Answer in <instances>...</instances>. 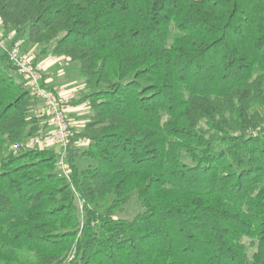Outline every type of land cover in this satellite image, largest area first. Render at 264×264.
<instances>
[{
  "label": "trees",
  "instance_id": "trees-1",
  "mask_svg": "<svg viewBox=\"0 0 264 264\" xmlns=\"http://www.w3.org/2000/svg\"><path fill=\"white\" fill-rule=\"evenodd\" d=\"M0 21L78 63L92 110L69 178L55 148L8 151L49 128L0 51V264H264V0H0Z\"/></svg>",
  "mask_w": 264,
  "mask_h": 264
},
{
  "label": "built area",
  "instance_id": "built-area-1",
  "mask_svg": "<svg viewBox=\"0 0 264 264\" xmlns=\"http://www.w3.org/2000/svg\"><path fill=\"white\" fill-rule=\"evenodd\" d=\"M24 41H14V34L6 35L0 28V51L7 55L9 62L17 68L31 95L44 104L49 131L24 139L10 147L11 151L55 148L58 167L69 178L68 148L71 137L67 108L75 92L65 87L50 88L42 76V69L34 56L24 47Z\"/></svg>",
  "mask_w": 264,
  "mask_h": 264
},
{
  "label": "crops",
  "instance_id": "crops-1",
  "mask_svg": "<svg viewBox=\"0 0 264 264\" xmlns=\"http://www.w3.org/2000/svg\"><path fill=\"white\" fill-rule=\"evenodd\" d=\"M1 26V21H0ZM23 47L32 53L35 62L42 69L43 80L50 88L65 87L75 92L76 100L78 101L84 94L87 93L85 81L79 77L80 66L75 67L74 72L70 74V68L75 63L69 62L65 57L55 55H42L41 48L35 44H29L24 41ZM18 79L22 80L19 74ZM44 108L36 109L34 115L42 118L45 115ZM69 123L76 132H82L92 116V110L88 102H83L77 105H71L67 108ZM47 120L44 121L46 123ZM87 145L78 144L73 150V156L77 159L86 149Z\"/></svg>",
  "mask_w": 264,
  "mask_h": 264
},
{
  "label": "rangeland",
  "instance_id": "rangeland-1",
  "mask_svg": "<svg viewBox=\"0 0 264 264\" xmlns=\"http://www.w3.org/2000/svg\"><path fill=\"white\" fill-rule=\"evenodd\" d=\"M0 28H1V30L2 31H4L3 30V27H2V25L0 26ZM4 33H5V31H4ZM6 34V33H5ZM7 35V34H6ZM75 67H79V64L78 63H75V64H73V66H71V70H70V74H72L73 72H74V69H75ZM22 80H23V78H22ZM75 101H77L76 100V98H74V99H72V101L71 102H75ZM70 106H71V104H70ZM44 108V104L43 103H39L38 105H37V107L35 108V110L36 109H39V108ZM45 110V109H44ZM35 112V111H34ZM34 112L32 113V115H34ZM45 115V114H44ZM35 116V115H34ZM45 117H46V115H45ZM46 123H47V125H48V122L46 121ZM69 125H70V123H69ZM70 127H71V125H70ZM82 143H84V144H86V145H88V141L87 140H82V141H80L78 144H82ZM77 144V145H78ZM8 151H11L10 150V148L8 149ZM7 151V152H8ZM79 164L80 165H82V166H85L86 165V161H84V160H80L79 161ZM141 211V205H140V202H139V200H138V198L136 197V196H133L132 197V199H131V202L129 203V205L125 208V211L123 212V213H121V214H119L118 215V217H120V218H125V219H132L138 212H140Z\"/></svg>",
  "mask_w": 264,
  "mask_h": 264
}]
</instances>
